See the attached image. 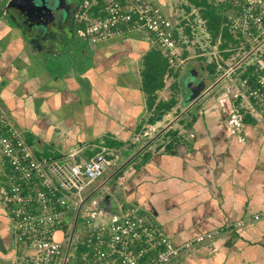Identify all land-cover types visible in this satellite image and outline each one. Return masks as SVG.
I'll return each instance as SVG.
<instances>
[{"label": "crops", "instance_id": "obj_1", "mask_svg": "<svg viewBox=\"0 0 264 264\" xmlns=\"http://www.w3.org/2000/svg\"><path fill=\"white\" fill-rule=\"evenodd\" d=\"M81 1L75 17L69 11L68 22L80 60L70 62L69 56L55 65L52 58L61 57V42L44 43L42 50L28 42L9 18V0H0L2 112L39 156L80 161L98 146L106 147L112 172L107 184L98 187L106 186L109 201L119 202L118 209L110 205L108 214L137 204L176 246L215 232L168 264H264V218L253 219L264 210V123L246 115L239 134H230L226 118L237 102L204 65L198 98L190 102L186 86L195 70L189 76L179 74L176 104L147 123L151 112L141 90L140 68L152 47L137 34L98 43L80 37L77 30L97 16L84 12ZM153 2L168 14L178 11L174 0ZM86 59L90 63L84 65ZM192 59L179 70L188 71ZM170 96L165 88L157 100ZM148 129L156 132L144 135ZM6 172L0 153V182ZM248 218L252 220L244 226H235ZM25 252L0 199V264H16Z\"/></svg>", "mask_w": 264, "mask_h": 264}, {"label": "built area", "instance_id": "obj_2", "mask_svg": "<svg viewBox=\"0 0 264 264\" xmlns=\"http://www.w3.org/2000/svg\"><path fill=\"white\" fill-rule=\"evenodd\" d=\"M94 5H99L98 13L103 16L80 27V37L98 43L137 34L163 51L174 68L184 63L172 38L176 16L173 20L152 0H84L83 11ZM234 6L227 14V29L238 44L228 51L233 48L241 57L245 54L253 60L233 62L232 56L228 61L220 53L212 54L217 63L215 74L228 82L226 92L238 101L226 118L233 135L239 134L245 113L264 123V60H260L264 48L259 49L264 47V0H237ZM242 64L255 66L252 76L241 77L238 68ZM0 153L7 165L0 182V199L16 242L26 250L16 264H168L183 249L215 233L206 232L176 246L137 204L122 213L108 214L93 200L81 214L80 235L74 236L79 212L92 193L87 188L110 166L109 150L100 146L90 158L80 161L39 156L0 108ZM104 214L109 218L106 221L99 219ZM262 218L264 210L253 215L254 220ZM249 220L235 226L242 227Z\"/></svg>", "mask_w": 264, "mask_h": 264}, {"label": "trees", "instance_id": "obj_3", "mask_svg": "<svg viewBox=\"0 0 264 264\" xmlns=\"http://www.w3.org/2000/svg\"><path fill=\"white\" fill-rule=\"evenodd\" d=\"M83 1V0H82ZM184 8V12H189L193 7L196 12L191 15L190 18L197 19L196 21H187L182 18L181 13L177 14L176 24L174 25V30L172 38L178 48L180 56L185 59L186 64L193 56L197 59L206 62V69L210 75H215V70L217 63L210 50L213 46L219 49V53L224 59L230 60L233 53H236L235 49H228L238 44L237 41L230 35L227 29V10L232 7L233 0H226L221 4H214V0H187ZM226 5V6H224ZM98 6H92L88 12L96 13L94 16L102 17L103 13H98ZM224 9L225 11H223ZM91 17H94L89 13ZM87 22L85 23V25ZM83 25L82 27H85ZM202 32L207 36L202 37ZM197 39V41L195 40ZM202 39V42H201ZM204 39V40H203ZM190 47L196 49L197 54L190 56ZM249 47L245 46V50ZM207 53V54H206ZM210 55L211 59L208 58ZM260 60H264V53L260 55ZM208 61V62H207ZM183 63V64H184ZM226 66V64H224ZM180 67V66H179ZM182 67V65H181ZM254 65L249 64L241 65L238 71L241 72V77H246L248 75L252 76L254 70ZM245 68V69H244ZM179 69L174 68L169 62L164 52L157 47H152L148 52H146L141 59V90L146 95L148 110L151 112L147 119V123H154L156 120L160 119L166 112L170 111L176 104V95L179 94ZM214 77V76H213ZM167 79H170V83L166 86ZM168 88L171 91V96L167 100L158 99L159 93ZM238 103V101H236ZM236 103V104H237ZM242 111V110H240ZM246 115H243V120H245ZM251 116V115H249ZM177 132L173 131L172 135H176ZM105 145V143H104ZM111 143H106V146H112ZM100 146H98L99 149ZM95 151V150H94ZM38 154V153H37ZM91 157V156H90ZM88 157V158H90ZM52 158V157H51ZM87 158V159H88ZM102 176V175H101ZM119 176V172L115 177ZM99 178V177H98Z\"/></svg>", "mask_w": 264, "mask_h": 264}, {"label": "rangeland", "instance_id": "obj_4", "mask_svg": "<svg viewBox=\"0 0 264 264\" xmlns=\"http://www.w3.org/2000/svg\"><path fill=\"white\" fill-rule=\"evenodd\" d=\"M152 1H154V0H152ZM224 1H226V0H214V4H221V3H223ZM236 1L237 0H233V2L231 3L232 4V7L233 8H231L230 10H227L225 13L226 14H229V13H231V12H233V10H234V8H235V6H234V4H236ZM174 4H175V6L176 7H178V11H176L175 9H174V11L173 12H171V16H172V18H173V20H174V16H176L177 17V15L176 14H180L181 13V17L182 18H184V19H186L187 21H191L192 20V18H190L191 17V15L192 14H194L195 12H196V9L193 7L189 12H184V8H182L183 6H185L186 5V3H188L187 2V0H174ZM81 3L83 4V2L81 1ZM224 6H226V5H224ZM223 11H225L224 9H222ZM191 19V20H190ZM193 21H196V24L198 23V20L197 19H193L192 20V22ZM176 23V22H175ZM78 27V25L76 26V28ZM74 34H75V32H74ZM72 35H73V33H72ZM77 36V35H76ZM205 36H207L206 35V33L204 34L203 32H202V37L203 38H205ZM78 38V37H77ZM196 41H197V39H195ZM204 40V39H203ZM59 42H61V44H60V48L58 47L57 49H58V51H59V54L61 55V57L59 58V59H55V58H52V61L54 62V64L55 65H57L56 63H58V65H59V62H63L64 60H66V59H62V58H67V57H69L70 56V62H76L77 60H80V58H79V54L77 53V51L75 50L76 48V45L75 44H72L71 43V39H70V37H69V34H67V33H65V34H63L62 36H60V39H59ZM201 42H202V39H201ZM74 46V47H73ZM73 48V49H72ZM263 49L264 47L263 46H259V49ZM190 49V56H193V55H196L197 54V51H196V49H194L193 47H190L189 48ZM261 49V50H262ZM71 50V51H70ZM75 51V52H74ZM210 52V54H213V52H217V53H219V49H217V47H215V46H213L212 47V49L209 51ZM207 54V53H206ZM220 55H221V52H220ZM232 57H234L235 59L233 60V62H236V61H238V60H240V58L244 61L245 60V62L246 63H249V62H251L252 60H253V56H251V57H249V58H247L246 59V57L247 56H245V54L244 55H242V57H241V53L239 52V53H233V56ZM79 58V59H78ZM208 58H210L211 59V57H210V55H209V57ZM208 62V61H207ZM84 65L86 64V63H90V60L89 59H86V61H84V62H82ZM185 64V63H184ZM184 64H182V68H183V66H184ZM73 65H74V63H73ZM78 65V64H77ZM76 65V66H77ZM205 66L206 67V62L205 61H203V60H199V59H197L196 57H194L193 59H192V62H191V64H189V66H188V71H183V69H180L179 70V72H180V76H182V74L185 72H187V76H189V74H190V72H192V69L193 70H195V75L193 74V73H191V75H190V77H189V79H191L192 78V76L194 75V77L192 78V80L193 81H196V79L198 80L199 78H202V71H201V69H202V66ZM242 65H246V64H242ZM78 67V66H77ZM76 67V68H77ZM180 67H181V65H180ZM179 66L177 67V69H179L180 68ZM63 68V67H62ZM71 69L73 70V67H71ZM189 70H191L190 72H189ZM200 75V76H199ZM212 78V77H211ZM211 78L209 77V79L208 80H211ZM220 78V75H218V80H219V82H221V83H223L222 84V87H223V89L225 90V87L226 86H228V82H226L225 80L223 81V79H219ZM187 89V88H186ZM188 90V89H187ZM186 92H188V91H186ZM164 94H166V93H164ZM190 95V94H189ZM197 99V98H196ZM190 102H193V101H190ZM228 128V127H227ZM228 131H229V129H228ZM156 132V130H153V129H148L147 130V132L146 133H144V135H148V136H152L154 133ZM140 134H135V136H134V139H136V138H139L140 139V136H139ZM144 135H142L143 137H144ZM141 136V137H142ZM137 140V139H136ZM141 140V139H140ZM34 148L35 149H37L38 150V148L36 147V146H34ZM112 171H108V169H106L105 171H104V173L102 174V176H100L99 178H97L96 180H94V182L87 188V191H89V190H91V188H93V192L91 193V195L85 200V204L82 206V208H81V210H80V212H79V215H78V218H77V220H76V224H75V231H74V236L75 235H77V236H79L80 235V228H81V226H82V224H81V214H82V212H83V210H84V207L86 206V205H88V204H90L93 200H97L98 202H100V204L101 205H103L104 206V204H103V202H102V199H103V196H105L106 194H110V192L109 191H107L106 189H105V187L106 186H102V187H98L100 184L102 185H106L107 183V177L109 176V174L111 173ZM105 183V184H104ZM113 183V182H112ZM88 192H85L83 195L85 196V194H87ZM113 198V197H112ZM109 203H110V205H111V208H112V210L113 209H118V206H119V202L117 201V200H113V199H111L110 201H109ZM74 211H72V213H73ZM99 219H101V220H103V221H106V220H108L109 218H108V215L107 214H104V215H100L99 216ZM78 239H79V237H78Z\"/></svg>", "mask_w": 264, "mask_h": 264}, {"label": "water", "instance_id": "obj_5", "mask_svg": "<svg viewBox=\"0 0 264 264\" xmlns=\"http://www.w3.org/2000/svg\"><path fill=\"white\" fill-rule=\"evenodd\" d=\"M69 0H9L7 9L11 14L18 16V21L9 15L14 24L20 28L22 36L29 42L31 40L42 41V35L46 31V25L59 24L62 17L66 16V8ZM194 77V76H193ZM190 91L189 100L198 98L204 89V81H199L196 85L191 81L187 83ZM72 191H75L72 188ZM104 211H110L109 194L103 196ZM100 203V202H99ZM103 206V205H102Z\"/></svg>", "mask_w": 264, "mask_h": 264}, {"label": "flooded vegetation", "instance_id": "obj_6", "mask_svg": "<svg viewBox=\"0 0 264 264\" xmlns=\"http://www.w3.org/2000/svg\"><path fill=\"white\" fill-rule=\"evenodd\" d=\"M67 4H68V6H65L66 16L62 17L60 23L57 25L56 24L52 25L51 23H49L48 26L47 25L45 26L46 31L42 35L43 36L42 41L41 40H40V42L34 41L35 42L34 44L37 47H39V48L43 47L44 48V45H43L44 43H45V45L55 44L59 41L58 37L62 36L65 33L69 34L68 33L70 31L69 30L70 24L68 23L69 22V11H70V14L75 17L79 6H78V0H69ZM10 15L14 18L15 21H18V18H17L18 16H16V15L14 16L13 14H10ZM41 50H42V48H41ZM201 80L202 79L200 78L198 80L196 79V81H191V82L196 85Z\"/></svg>", "mask_w": 264, "mask_h": 264}]
</instances>
